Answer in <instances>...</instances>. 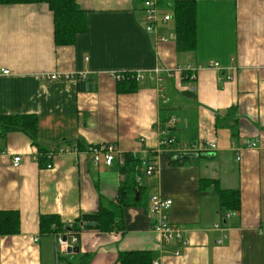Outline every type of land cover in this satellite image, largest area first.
<instances>
[{
    "label": "crops",
    "instance_id": "crops-1",
    "mask_svg": "<svg viewBox=\"0 0 264 264\" xmlns=\"http://www.w3.org/2000/svg\"><path fill=\"white\" fill-rule=\"evenodd\" d=\"M74 1L86 12V29L60 47L46 4L0 6V117L34 115L38 144L53 154L51 168L40 167V149L25 134L0 135V213L19 218L18 234L0 236V264H58L40 216L68 225L97 212L101 198L117 200V162L94 165L84 154L100 144L153 155L158 173L141 180L139 204L124 209L121 231H83L79 252L61 264H80L82 255H90L88 264H118L119 253L137 251L149 253L151 264H264V0H178L195 6L194 53L176 50L175 0L157 1L171 19L155 33L144 29L143 0ZM116 74L144 77L123 94ZM81 75L77 84L72 77ZM167 110L180 144L160 148ZM76 141L85 151H76ZM218 190L238 191L240 210L220 215ZM150 196L172 202L167 222L182 230L184 247L153 232Z\"/></svg>",
    "mask_w": 264,
    "mask_h": 264
},
{
    "label": "trees",
    "instance_id": "trees-1",
    "mask_svg": "<svg viewBox=\"0 0 264 264\" xmlns=\"http://www.w3.org/2000/svg\"><path fill=\"white\" fill-rule=\"evenodd\" d=\"M14 4H46L53 16L54 43L56 46H71L75 43L76 36L86 29V12L81 10L74 0H0L1 5ZM172 19L174 21V31L176 36V50L178 53H194L196 48L195 32V6L191 1L175 0L172 8ZM123 75V79L117 81L118 93H133L138 88V83L133 75ZM183 81H186L188 71L182 70ZM77 84L80 78L72 77ZM191 97L192 92L183 93ZM172 113V111H171ZM169 111H162L159 128L161 132H166L167 137L174 143L170 147L178 146L180 143L173 135V128L168 127L172 116ZM0 135L8 132H22L34 145L40 149L38 164L45 167L49 164L51 153L40 147L36 138L37 119L34 115H16L0 117ZM76 151L83 152L86 147L76 141ZM194 146V145H193ZM160 148H168L160 147ZM57 151V149H54ZM49 153V154H48ZM148 154V153H147ZM153 155H132L130 153L120 156L121 164L117 161L118 171L123 176V181L119 187L116 201H106L100 199L99 208L94 213H82L71 224L64 225L58 217L54 215H44L39 218V228L43 236L56 238L58 235L75 237L78 239L83 231L96 230L101 233H111L121 231L123 221V211L128 207H137L141 195V180L145 175L146 165L153 162ZM185 160L191 157L189 154H181ZM211 181H203L206 185ZM214 182H212L213 184ZM138 198L136 199L135 192ZM219 214L223 217L228 213H236L240 210V196L238 191L218 190ZM147 208V206H146ZM18 214L0 213V236H14L19 232ZM224 222V221H223ZM90 255H82L80 264H88ZM118 264H151V256L147 252H124L118 254Z\"/></svg>",
    "mask_w": 264,
    "mask_h": 264
},
{
    "label": "built area",
    "instance_id": "built-area-1",
    "mask_svg": "<svg viewBox=\"0 0 264 264\" xmlns=\"http://www.w3.org/2000/svg\"><path fill=\"white\" fill-rule=\"evenodd\" d=\"M157 1L158 0H143L142 6H143V14H144V29L147 33H155L157 30V24L159 23H166L171 18L168 15H160L159 10L157 7ZM159 40L161 42L165 41V38L160 37ZM215 68L218 67V64L214 65ZM189 70V69H187ZM3 75H8V71H3ZM116 81H119L123 79V75L116 74L113 76ZM142 74L134 75V79L136 81H139L143 79ZM194 76L192 75L191 78ZM69 78V77H68ZM85 76L81 75L80 79H84ZM47 80H57L59 79L58 75H51L46 78ZM225 79L228 81L231 78L225 77ZM170 122L173 124L175 122L174 119H171ZM174 141L172 139H169L167 137L166 132H160V140H159V146L160 147H170ZM249 148H255L256 143H250L248 145ZM210 149L214 150L215 145L210 144ZM58 153H65V150H59ZM85 155H87L90 158V161L94 165L103 164L104 166L111 167L115 162L120 161L121 153L119 150L110 144H100L96 146H90L86 149L84 152ZM51 153L49 155L52 156ZM237 161L239 160V157L236 158ZM20 157H14L13 159V167H17L18 163L20 162ZM143 166L145 167V175L147 177H150L156 173H158V166L155 162H152L151 164L146 165L143 163ZM47 169L51 168V165L48 164L46 166ZM172 205V202L168 199H163L160 196H151L148 201L147 205V213L152 219V229L153 232H155L157 235H159L162 240L165 243H177L180 244L182 247L185 246V241L182 236V230L175 225H171L167 222V215L166 213L169 211L170 207ZM230 216V214L227 215V217ZM65 237V241L62 240V238ZM58 235L55 238L56 241V255H61L62 258L67 255V249H73L78 244V239L75 237H66V236ZM69 255V254H68ZM179 253L176 252V256H178ZM157 264V263H153Z\"/></svg>",
    "mask_w": 264,
    "mask_h": 264
},
{
    "label": "water",
    "instance_id": "water-1",
    "mask_svg": "<svg viewBox=\"0 0 264 264\" xmlns=\"http://www.w3.org/2000/svg\"><path fill=\"white\" fill-rule=\"evenodd\" d=\"M135 194L137 195V191L135 192ZM62 240L65 241L66 240L65 237H63ZM78 252H79L78 246L74 247L73 249H70V248L67 249V253L68 254H71V253H76L77 254Z\"/></svg>",
    "mask_w": 264,
    "mask_h": 264
},
{
    "label": "rangeland",
    "instance_id": "rangeland-1",
    "mask_svg": "<svg viewBox=\"0 0 264 264\" xmlns=\"http://www.w3.org/2000/svg\"><path fill=\"white\" fill-rule=\"evenodd\" d=\"M46 243H47V241H45ZM45 242H43V243H45ZM56 259H57V261H58V264H61V262H66L65 260H63V258H62V256L61 255H57L56 256ZM44 264H49V262H48V260L47 259H45V263ZM51 264V263H50Z\"/></svg>",
    "mask_w": 264,
    "mask_h": 264
},
{
    "label": "bare ground",
    "instance_id": "bare-ground-1",
    "mask_svg": "<svg viewBox=\"0 0 264 264\" xmlns=\"http://www.w3.org/2000/svg\"><path fill=\"white\" fill-rule=\"evenodd\" d=\"M152 176H153V175H152ZM150 177H151V176H150ZM150 197H151V196H150ZM150 197H149V198H150ZM148 201H149V199H148Z\"/></svg>",
    "mask_w": 264,
    "mask_h": 264
}]
</instances>
